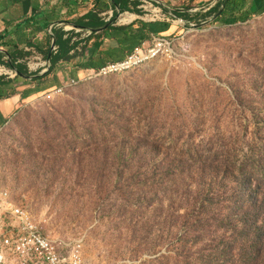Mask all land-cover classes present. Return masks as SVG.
<instances>
[{
    "label": "rangeland",
    "instance_id": "rangeland-1",
    "mask_svg": "<svg viewBox=\"0 0 264 264\" xmlns=\"http://www.w3.org/2000/svg\"><path fill=\"white\" fill-rule=\"evenodd\" d=\"M199 20H179L170 59L81 78L0 126V188L59 248L81 240L83 264L247 258L236 182L264 173V13Z\"/></svg>",
    "mask_w": 264,
    "mask_h": 264
},
{
    "label": "crops",
    "instance_id": "crops-1",
    "mask_svg": "<svg viewBox=\"0 0 264 264\" xmlns=\"http://www.w3.org/2000/svg\"><path fill=\"white\" fill-rule=\"evenodd\" d=\"M208 2L155 0L163 18L154 20L151 10H145L139 0H0V65L9 70L22 69L19 74L16 71L15 78L0 77V126L34 98L84 78L95 69L93 63L100 65L124 54L120 50L140 40L136 31L142 22L154 25L151 30L168 37L177 32L180 19L189 25L201 22L199 18L220 20L218 15L208 16L213 10ZM250 7H264V0H246V8ZM90 15L106 25L90 27L94 25ZM132 15V20L122 21ZM228 18L233 17L224 21ZM166 25L169 30L160 32ZM110 26L128 27L135 33L120 45L108 35ZM147 36L149 40L135 48L149 44L158 35Z\"/></svg>",
    "mask_w": 264,
    "mask_h": 264
},
{
    "label": "built area",
    "instance_id": "built-area-1",
    "mask_svg": "<svg viewBox=\"0 0 264 264\" xmlns=\"http://www.w3.org/2000/svg\"><path fill=\"white\" fill-rule=\"evenodd\" d=\"M139 1L142 2L145 10L154 13V20L163 18L154 4L155 0ZM221 2L223 0H215L211 8ZM171 56H173L172 43L166 38L153 37L149 44L135 48L124 59L108 63L100 69L90 70L84 78L127 73L158 58L170 59ZM8 70L0 65V77L15 78L16 71ZM76 83V80H71L44 95L52 97L61 94L65 88ZM82 253L81 240L59 248L41 232V228L30 213L23 206L15 203L7 190L0 188V264H83Z\"/></svg>",
    "mask_w": 264,
    "mask_h": 264
},
{
    "label": "trees",
    "instance_id": "trees-1",
    "mask_svg": "<svg viewBox=\"0 0 264 264\" xmlns=\"http://www.w3.org/2000/svg\"><path fill=\"white\" fill-rule=\"evenodd\" d=\"M262 13H264V7H261L260 9H251V7L246 8V0H223V2L217 4L213 10L209 11L208 16L218 15V19L220 20H216L215 23H222L224 18L228 16H232L236 22L243 23L250 20L254 14L260 15ZM90 16V20L94 23V25H90V27H102L106 25L103 21L97 20L96 16ZM153 26L154 25L142 22L141 27H139L136 31L137 33H140V40L132 43L126 49L120 50L119 53L123 52L124 54L118 55L117 57H111L108 62L98 63L100 65L93 63L91 67L100 69L108 63L124 59L126 56L125 54H129L136 46L141 45L146 40H149L147 33L157 34L158 36L155 37L167 38L165 35H159L158 32L153 31L155 29V26ZM167 30H169V26L166 25L165 29L160 32H166ZM106 31L108 35L117 40L120 45L127 42L129 37L135 33V30L128 27L114 26L107 27ZM19 71H22V69L19 68ZM257 179L264 180V173H242L236 182L237 191L240 198L242 197L240 206H237L238 216L236 218V222L241 224V230L244 231L248 229L247 234L251 235L247 258L243 261L239 258V264H264V183L257 181V185H254V182ZM258 189H261L262 191L261 197H259Z\"/></svg>",
    "mask_w": 264,
    "mask_h": 264
},
{
    "label": "bare ground",
    "instance_id": "bare-ground-1",
    "mask_svg": "<svg viewBox=\"0 0 264 264\" xmlns=\"http://www.w3.org/2000/svg\"><path fill=\"white\" fill-rule=\"evenodd\" d=\"M135 17V15L132 16H126L122 21H130ZM159 59V58H158ZM157 60V59H156ZM152 62V61H151Z\"/></svg>",
    "mask_w": 264,
    "mask_h": 264
},
{
    "label": "water",
    "instance_id": "water-1",
    "mask_svg": "<svg viewBox=\"0 0 264 264\" xmlns=\"http://www.w3.org/2000/svg\"><path fill=\"white\" fill-rule=\"evenodd\" d=\"M183 19H180V23L181 24H184L185 26H188L189 25V23L188 22H186V21H182ZM113 23V22H112ZM17 71V70H16ZM18 72V74H19V71H17Z\"/></svg>",
    "mask_w": 264,
    "mask_h": 264
}]
</instances>
